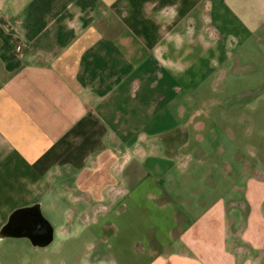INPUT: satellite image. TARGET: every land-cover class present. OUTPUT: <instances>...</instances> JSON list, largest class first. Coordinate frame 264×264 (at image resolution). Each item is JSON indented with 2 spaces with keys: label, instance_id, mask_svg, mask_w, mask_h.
Segmentation results:
<instances>
[{
  "label": "crops",
  "instance_id": "1",
  "mask_svg": "<svg viewBox=\"0 0 264 264\" xmlns=\"http://www.w3.org/2000/svg\"><path fill=\"white\" fill-rule=\"evenodd\" d=\"M249 30L264 0H0V233L25 210L0 251L264 264V180L226 198L235 183L189 165L203 121H161L186 110L201 48L264 41Z\"/></svg>",
  "mask_w": 264,
  "mask_h": 264
},
{
  "label": "rangeland",
  "instance_id": "2",
  "mask_svg": "<svg viewBox=\"0 0 264 264\" xmlns=\"http://www.w3.org/2000/svg\"><path fill=\"white\" fill-rule=\"evenodd\" d=\"M260 31L249 30L247 34L252 35L251 39H264V32ZM232 33L238 35L227 31L226 39ZM229 45L201 48L206 52L193 62V92L183 100L186 110L176 109L161 121L162 127L168 129L184 124L192 116L196 123L203 121L202 130L195 125L190 128V168H203L208 183H235L238 191H225L226 198H243L247 179L264 180V41L245 48L234 46L233 42ZM182 98L183 95L178 96V103ZM193 178L196 183L200 176ZM46 250H2L0 264H102L88 254L60 255Z\"/></svg>",
  "mask_w": 264,
  "mask_h": 264
},
{
  "label": "water",
  "instance_id": "3",
  "mask_svg": "<svg viewBox=\"0 0 264 264\" xmlns=\"http://www.w3.org/2000/svg\"><path fill=\"white\" fill-rule=\"evenodd\" d=\"M32 209H36V208H32ZM23 211H25V210H21V211L17 212L16 214H14V215L11 217L10 221L8 222V224L5 226V228L3 229V231L0 233V237H5L6 235H8V234L6 233V230L12 227V225L14 224V219H15V217H16L17 215L21 214ZM44 221H45V220L43 219V217H42L40 214H38V217L36 218V221H33V223H30V224H29V225H30L29 228L26 227L25 224H21L22 226L20 227V229H21V228L23 229V227L28 228V230H29L28 232L31 233V236L37 238V234H36V232H37V230H38V227H39L40 225H43L42 223H46V222H44ZM46 224H47V223H46ZM47 226H49V224H47ZM51 231H52V230H51V228H50V226H49V231L47 232L48 234H46V236L43 238V242H42L41 245H46V244H48V243L52 240ZM29 235H30V234H29Z\"/></svg>",
  "mask_w": 264,
  "mask_h": 264
},
{
  "label": "built area",
  "instance_id": "4",
  "mask_svg": "<svg viewBox=\"0 0 264 264\" xmlns=\"http://www.w3.org/2000/svg\"><path fill=\"white\" fill-rule=\"evenodd\" d=\"M26 44L24 42H22L19 46H18V49L20 52H23L25 49H26Z\"/></svg>",
  "mask_w": 264,
  "mask_h": 264
},
{
  "label": "flooded vegetation",
  "instance_id": "5",
  "mask_svg": "<svg viewBox=\"0 0 264 264\" xmlns=\"http://www.w3.org/2000/svg\"><path fill=\"white\" fill-rule=\"evenodd\" d=\"M41 230H39V233H45L47 230H45L44 226L40 225Z\"/></svg>",
  "mask_w": 264,
  "mask_h": 264
}]
</instances>
